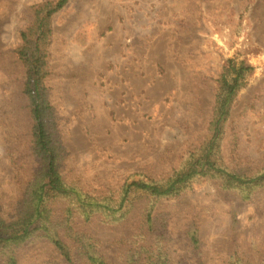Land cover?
I'll list each match as a JSON object with an SVG mask.
<instances>
[{
  "label": "rangeland",
  "instance_id": "rangeland-1",
  "mask_svg": "<svg viewBox=\"0 0 264 264\" xmlns=\"http://www.w3.org/2000/svg\"><path fill=\"white\" fill-rule=\"evenodd\" d=\"M46 0H0V207L7 216L38 166L16 54L29 8ZM253 72L234 99L220 152L235 170L264 166V0H68L52 17L46 97L63 148L65 180L95 194L129 176L161 179L206 137L227 59ZM123 215L97 212L67 221L53 203L59 237L76 264L82 242L108 264H138L162 251L170 264L264 263V186L248 198L201 178ZM79 246V247H78ZM78 247V248H77ZM15 264H72L46 239L21 244ZM132 260L138 262L131 263Z\"/></svg>",
  "mask_w": 264,
  "mask_h": 264
},
{
  "label": "trees",
  "instance_id": "trees-1",
  "mask_svg": "<svg viewBox=\"0 0 264 264\" xmlns=\"http://www.w3.org/2000/svg\"><path fill=\"white\" fill-rule=\"evenodd\" d=\"M67 2L68 0H46L33 5L29 8L32 15L30 21L20 32L16 54L23 65L22 92L31 117V149L39 162L16 212L7 216L2 214L0 207V264H15L18 247L40 239L52 242L65 258L72 261L70 246L57 233L61 223L53 218V203L56 201L65 202V217L70 221L76 216L88 220L97 212L123 215L132 209L135 198L147 196L150 200L145 209L146 220L151 221V212L157 200L184 191L201 178L217 179L223 188L237 190L244 198L264 186V166L235 170L224 162L220 152L224 124L232 103L253 72L249 61L237 56L227 59L218 77L206 137L199 145L191 148L179 166L167 176L158 180L147 179L141 174L137 177L129 176L117 191L108 190L95 194L65 180L59 170L63 148L53 134L45 81L48 75L47 57L52 17ZM79 246L83 248L90 264H108L96 252L94 244L82 242ZM162 254V251L148 250L140 262L132 260L131 263L170 264L165 258H161ZM228 264L254 263L235 256Z\"/></svg>",
  "mask_w": 264,
  "mask_h": 264
}]
</instances>
